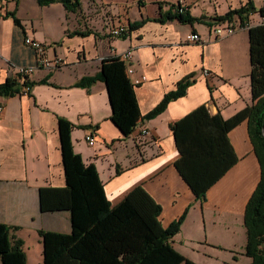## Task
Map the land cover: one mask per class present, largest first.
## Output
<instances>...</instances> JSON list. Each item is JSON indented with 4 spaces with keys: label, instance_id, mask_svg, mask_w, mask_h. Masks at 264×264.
<instances>
[{
    "label": "crops",
    "instance_id": "obj_1",
    "mask_svg": "<svg viewBox=\"0 0 264 264\" xmlns=\"http://www.w3.org/2000/svg\"><path fill=\"white\" fill-rule=\"evenodd\" d=\"M248 1L81 0L80 9L71 12L60 2L0 0V83L16 77L21 67L35 64L26 37L40 40L49 58L63 59L58 68L40 67L28 75L34 83L30 94L0 95V223L13 227V239L23 240L26 264H44L40 231H72L69 210L42 211L39 201L41 187L66 185L59 118L74 124V150L86 164L96 166L111 206L142 186L160 205L164 228L186 214L180 231L170 239L185 257L190 258L185 253L188 246L229 237L233 222L243 227L246 238L240 248L245 252L246 205L262 174L248 119L228 133L237 163L209 188L204 200L196 197L175 166L180 153L171 126L201 105L228 119L254 103L249 29L242 26L226 37H217L212 30L225 22L216 21L217 16ZM251 1L257 9L264 5V0ZM182 11L197 20L155 19ZM12 12L22 27L15 24ZM253 17L252 24L262 22L258 13ZM118 23L127 27L125 38L110 33ZM190 33H198L201 41L188 42ZM128 49L134 51L126 62L134 69L131 81L147 78L135 85L142 115L184 78L191 75L194 81L164 112L141 119L125 136L111 119L106 84L96 81L84 88L76 83L96 75L104 58ZM90 131L96 137L94 145L85 139Z\"/></svg>",
    "mask_w": 264,
    "mask_h": 264
},
{
    "label": "trees",
    "instance_id": "obj_2",
    "mask_svg": "<svg viewBox=\"0 0 264 264\" xmlns=\"http://www.w3.org/2000/svg\"><path fill=\"white\" fill-rule=\"evenodd\" d=\"M36 1L40 5L60 2L71 12L81 7V0ZM254 13L264 17V5L257 9L249 0L215 20L246 25ZM11 15L15 24L22 27L15 13ZM173 18L190 23L197 20L183 11L162 14L161 18L155 19L164 22ZM119 37L125 38L126 34ZM249 41L254 103L228 119L211 114L206 105H201L172 124L171 128L180 153L175 166L196 197L204 200L209 188L237 163L228 133L248 119L262 174L246 205L245 254L251 257V264H264V23L249 27ZM126 70L127 64L120 55L107 57L102 60L96 75L84 76L76 83V86L84 88L96 81L106 84L112 108L111 119L125 136L133 133L141 119H152L164 112L171 101L186 94L194 81L191 75L184 78L176 89L165 94L156 107L142 115L135 85ZM19 77H9L0 83V95L23 94L24 86H33L28 76L24 77L23 83ZM73 128L71 121L59 118L66 185L39 189L42 211L69 210L72 220L69 234L40 231L44 264H198L177 251L170 241L180 231L186 214L164 228L159 219L160 205L142 186H137L121 202L111 206L96 166L86 164L81 154L74 150ZM12 229L0 223L1 262L26 264L24 242L11 237Z\"/></svg>",
    "mask_w": 264,
    "mask_h": 264
},
{
    "label": "built area",
    "instance_id": "obj_3",
    "mask_svg": "<svg viewBox=\"0 0 264 264\" xmlns=\"http://www.w3.org/2000/svg\"><path fill=\"white\" fill-rule=\"evenodd\" d=\"M252 15V14H251ZM250 15V16H251ZM264 23V17L262 19V22ZM251 25H253L250 21L245 25V27L249 28ZM242 26L239 23H232V22H222L221 24H216L212 27L213 32L216 34L217 37H226L233 35L237 29L241 28ZM127 27L124 23H118L110 28V33L114 36H121L123 34H126ZM187 41L196 43L201 41V36L198 33H190L187 36ZM25 43L27 46L33 49L35 52V64L31 66H23L19 69V74L21 77H19L20 82H24V77L28 76L29 74L33 73L36 69L40 67H46V68H58L63 63V59L61 57L56 58H49L46 54V47L45 45L38 39H35L33 37H26ZM133 49H128L126 52L120 55L121 59L127 62L128 60L133 58ZM127 75L129 77L132 76L134 73V69L131 66H127ZM204 73L206 75L210 74L209 70H204ZM147 78L146 76L142 75L139 79H135L132 81L134 85L140 84L143 81H145ZM31 90L30 86H24L23 87V94H28ZM3 110L2 107H0V112ZM143 133H146V130H143ZM86 141L89 145H94L96 142V137L94 135L93 131H90L86 137Z\"/></svg>",
    "mask_w": 264,
    "mask_h": 264
},
{
    "label": "rangeland",
    "instance_id": "obj_4",
    "mask_svg": "<svg viewBox=\"0 0 264 264\" xmlns=\"http://www.w3.org/2000/svg\"><path fill=\"white\" fill-rule=\"evenodd\" d=\"M256 1L259 2L260 0ZM254 19L255 17L251 18L250 22L254 23ZM242 230L243 227L238 222H233L230 236L226 239L215 240V238H210L209 240L206 239L207 242H197L195 245L188 246L185 253L190 257L189 259L198 261L196 262L198 264H251L252 259L240 248L246 238L243 236ZM216 241H224L227 245L232 246H218Z\"/></svg>",
    "mask_w": 264,
    "mask_h": 264
},
{
    "label": "bare ground",
    "instance_id": "obj_5",
    "mask_svg": "<svg viewBox=\"0 0 264 264\" xmlns=\"http://www.w3.org/2000/svg\"><path fill=\"white\" fill-rule=\"evenodd\" d=\"M249 21H250V20H249ZM238 23H239V22H238ZM239 24H240L241 26H243V27L245 26V25H242L241 23H239ZM258 24H259V23H258ZM253 25H254V24H253ZM248 29H249V28H248Z\"/></svg>",
    "mask_w": 264,
    "mask_h": 264
}]
</instances>
